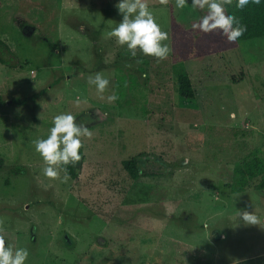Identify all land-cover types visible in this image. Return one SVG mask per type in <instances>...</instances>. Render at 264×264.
<instances>
[{
	"label": "rangeland",
	"instance_id": "374dc122",
	"mask_svg": "<svg viewBox=\"0 0 264 264\" xmlns=\"http://www.w3.org/2000/svg\"><path fill=\"white\" fill-rule=\"evenodd\" d=\"M147 3L168 36L164 60L107 36L116 0H0V40L29 62L0 63V236L28 250L25 264H264L262 177L229 188L244 161L264 160V37L174 67L169 5L187 28L207 8ZM179 69L193 101L178 94ZM97 72L103 93L88 83ZM61 113L92 133L67 182L62 168L43 175L33 143ZM137 155L148 175L132 179L122 161Z\"/></svg>",
	"mask_w": 264,
	"mask_h": 264
},
{
	"label": "clouds",
	"instance_id": "9594fccd",
	"mask_svg": "<svg viewBox=\"0 0 264 264\" xmlns=\"http://www.w3.org/2000/svg\"><path fill=\"white\" fill-rule=\"evenodd\" d=\"M231 0H191L192 9L207 8V14L197 23L192 24L193 30L209 33L219 29L230 43L238 39L246 31L239 19L231 13H226L225 5ZM251 0H236V8L244 9ZM261 0H255L259 4ZM167 4L168 0H160ZM189 0H175L177 9L183 10ZM115 8L122 16L120 22L107 33L109 38H115L121 46H126L132 57L137 56V49L145 55L158 60L167 59L170 48L162 43L168 39L167 33L161 30L152 11L149 10L147 0H116ZM88 83L95 85L99 93H103L110 81L102 73L89 75ZM118 97L113 94L107 97L114 102ZM88 128L75 121L71 113H61L53 117L52 127L47 138H37L34 148L43 159L44 167L41 172L45 177L58 178L62 167L75 165L81 159L82 136L91 137ZM69 177L65 175L63 182ZM238 220L246 225H261L254 212L240 210ZM6 237L0 236V264H25L29 252L26 248L15 247L12 243L5 246Z\"/></svg>",
	"mask_w": 264,
	"mask_h": 264
},
{
	"label": "trees",
	"instance_id": "16d2710c",
	"mask_svg": "<svg viewBox=\"0 0 264 264\" xmlns=\"http://www.w3.org/2000/svg\"><path fill=\"white\" fill-rule=\"evenodd\" d=\"M225 11L236 16L241 24L246 26L244 34L233 43L228 42L226 36L219 29L205 33L198 29L193 30L192 27L183 26L177 19L173 6L169 5L170 57L174 67L183 65L193 58L215 55L235 49L243 40L264 37V0H261L259 4L255 3V0H251L244 9L236 8V0H231L225 5ZM16 62L18 61H16L12 51L0 40V63L18 70H23L25 65L29 63L27 61L24 64ZM177 91L184 100L193 101L195 99L192 80L185 69H179L177 72ZM138 159L139 155L122 161L124 169L132 179L148 175L140 172ZM62 170L73 180L78 177L75 165L69 164L62 167ZM259 176L262 179L258 188L262 190L264 189V160L260 157H253L235 169V179L229 184V188L232 193L243 192L247 189L249 182Z\"/></svg>",
	"mask_w": 264,
	"mask_h": 264
}]
</instances>
